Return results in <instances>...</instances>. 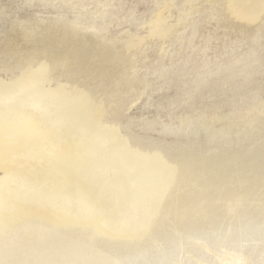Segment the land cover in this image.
Masks as SVG:
<instances>
[{"label": "bare ground", "instance_id": "obj_1", "mask_svg": "<svg viewBox=\"0 0 264 264\" xmlns=\"http://www.w3.org/2000/svg\"><path fill=\"white\" fill-rule=\"evenodd\" d=\"M157 15L150 35L165 37ZM45 23L20 19L3 50L0 153L20 152L0 173V264H264V101L248 91L235 106L254 108L203 135L98 119L118 93L77 83L84 58Z\"/></svg>", "mask_w": 264, "mask_h": 264}, {"label": "rangeland", "instance_id": "obj_2", "mask_svg": "<svg viewBox=\"0 0 264 264\" xmlns=\"http://www.w3.org/2000/svg\"><path fill=\"white\" fill-rule=\"evenodd\" d=\"M257 1L0 0V75L11 76L2 69L9 61L3 50L11 52L8 39L17 34L13 24L41 16L50 21L45 23L48 27L58 26L57 47L74 48L84 58L77 83L86 79V86L118 93L98 119L119 126L130 124L136 130L153 123L156 131L170 125L171 130L177 126L175 130L212 134L231 121L234 125L233 118L243 109L254 108L235 106L246 104L248 91L254 96L250 103L264 101V2L256 15L234 9V3L256 5ZM158 11L162 25L173 26L170 37L165 36L169 39L150 35V23ZM96 29H101L107 43L92 39ZM75 71L76 66L71 69ZM135 96L138 99L125 101ZM19 152L13 147L0 153V173L19 164L14 160Z\"/></svg>", "mask_w": 264, "mask_h": 264}]
</instances>
